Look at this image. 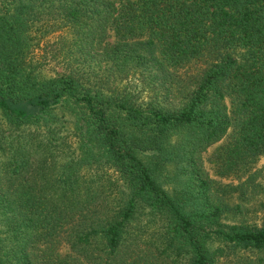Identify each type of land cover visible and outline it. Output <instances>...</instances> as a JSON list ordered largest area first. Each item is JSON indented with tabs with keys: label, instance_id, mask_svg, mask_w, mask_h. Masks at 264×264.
Here are the masks:
<instances>
[{
	"label": "trees",
	"instance_id": "1",
	"mask_svg": "<svg viewBox=\"0 0 264 264\" xmlns=\"http://www.w3.org/2000/svg\"><path fill=\"white\" fill-rule=\"evenodd\" d=\"M220 141L214 172L249 186L264 0H0V264L264 252L203 166Z\"/></svg>",
	"mask_w": 264,
	"mask_h": 264
},
{
	"label": "rangeland",
	"instance_id": "2",
	"mask_svg": "<svg viewBox=\"0 0 264 264\" xmlns=\"http://www.w3.org/2000/svg\"><path fill=\"white\" fill-rule=\"evenodd\" d=\"M221 142L211 145L202 153V162L210 178L216 182L240 185L237 191L232 193V205H238L239 208L235 210L231 222L244 221L257 225L264 224V156L258 160L253 170L252 180L248 183L249 186H246L243 185L246 176L240 181L233 177H221L214 172L211 156ZM224 264H264V252L255 250L239 251L231 255Z\"/></svg>",
	"mask_w": 264,
	"mask_h": 264
}]
</instances>
